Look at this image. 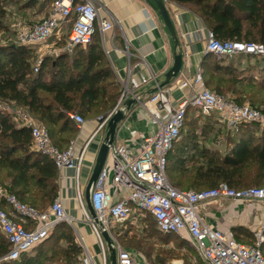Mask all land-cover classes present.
Listing matches in <instances>:
<instances>
[{
	"label": "built area",
	"instance_id": "built-area-1",
	"mask_svg": "<svg viewBox=\"0 0 264 264\" xmlns=\"http://www.w3.org/2000/svg\"><path fill=\"white\" fill-rule=\"evenodd\" d=\"M47 15L40 21L26 25L17 32L21 45L43 43L53 36L58 38L63 29L67 36L62 51L88 45L94 35H103L114 28L115 19L101 17L94 0H45ZM205 50L227 58L245 54L264 56V43L220 40L212 31L206 30ZM41 59L35 65L38 70ZM117 103L108 117L123 108L126 98L135 96L140 83L132 76L122 80ZM179 89L189 92L178 101L170 97V88L156 84L155 89L140 102L155 130L138 140L135 131L129 130L133 146L127 147L114 141L97 179L90 188V203L95 212L92 217L85 209L84 191L78 184V176L85 160L88 145L93 137L106 127L107 119L98 123L94 132L79 150L70 144L64 149L56 147L46 127L34 121L30 114L19 106L0 101V111H16L18 123L30 129L35 151L51 159L58 170L75 171V201L84 213V219L98 246L93 253L85 238L76 233V242L81 248L80 264H110L107 246L101 231L108 232L114 241L116 264H142L130 251L117 242L114 224L149 214L161 234L186 238L203 264H264V224L252 232V242L244 243L225 231L205 221V208L219 199L264 204V186L234 189L221 182L212 188L201 190L179 189L169 182L166 175L167 154L172 144L180 138L188 108L199 109L203 114L214 115L218 124L234 129L242 123H256L264 127V112L247 102L220 95L206 87L199 68ZM139 97V96H138ZM141 100V99H140ZM16 115V116H15ZM68 117L80 128L85 119L77 113ZM100 116H98V119ZM109 160V164L107 162ZM119 195L118 200H114ZM6 208H0V232L9 244L8 252L0 257V263L18 260L46 239L58 223L72 225L74 218L66 213L64 201L57 196L43 210L20 201L13 193L0 190ZM167 264H184L182 259H173ZM189 264H194L191 262Z\"/></svg>",
	"mask_w": 264,
	"mask_h": 264
},
{
	"label": "trees",
	"instance_id": "trees-1",
	"mask_svg": "<svg viewBox=\"0 0 264 264\" xmlns=\"http://www.w3.org/2000/svg\"><path fill=\"white\" fill-rule=\"evenodd\" d=\"M175 1L191 5L207 29L220 40L264 43V0ZM35 3L36 0H30L29 5ZM86 46L85 50L74 48L76 54L70 61L67 53L53 60L41 59L37 71H34L35 65L26 46L0 47V101L22 107L37 121L48 125L50 139L59 149L70 145L62 132L77 129L68 113L107 115L120 94L99 34L96 33ZM225 58L208 52L201 62L206 87L223 96L226 91L236 92V86L245 79L237 75L242 68L231 62L225 63ZM247 66L253 68L251 64ZM257 70L262 73L257 80H261L259 83L264 87V66ZM43 75L48 78H42ZM190 109H187L179 140L172 144L167 154L166 175L171 185L192 190L212 188L221 182L234 189L264 186V127L242 123L224 132L220 140L213 137L222 149L200 145L196 141L195 120L188 119ZM258 109L264 112V109ZM13 118L10 112L0 111V187L24 203L46 209L58 195V169L46 155L32 149L30 129ZM214 121L217 123L215 116ZM0 208L8 209L1 196ZM64 224L58 223L54 229ZM144 237L143 240L131 237L127 247L143 255L150 264H165L161 254L167 252H156L151 260L153 246ZM237 240L252 242V239ZM57 241L66 243L65 256L80 255L81 248L71 232H60ZM8 250L9 244L0 232V257ZM38 256L26 253L18 260L8 262L39 264ZM198 264L203 263L199 261Z\"/></svg>",
	"mask_w": 264,
	"mask_h": 264
},
{
	"label": "crops",
	"instance_id": "crops-1",
	"mask_svg": "<svg viewBox=\"0 0 264 264\" xmlns=\"http://www.w3.org/2000/svg\"><path fill=\"white\" fill-rule=\"evenodd\" d=\"M94 1L101 17L111 15L115 19L114 28L99 37L105 57L120 88V82L128 75L134 77L140 83L135 94L142 102L153 92L156 84L160 85L165 80V73L173 64L175 52L183 53V63L178 75L166 85L170 88V97L173 100L178 101L189 92L187 88L179 89L178 84L181 81L191 78L198 68L203 76L201 62L206 54L207 27L191 5L180 4L175 0H163L178 38V48L175 49L172 37L161 16L149 2L145 0ZM98 123V118H86L80 128L73 132L69 129L65 130L61 135L67 138L77 151L94 132ZM129 130L135 131V135L140 137L138 140L141 136L148 135L155 130L140 102L132 105L125 113L124 120L117 125L114 142L132 147ZM105 131L106 127L97 133L88 145L78 176V184L84 193ZM226 131L214 132L210 143L205 146L222 148L221 144L216 145L213 137L220 140ZM202 132V128L199 133L195 129V133L203 138ZM196 141L200 144V140L196 139ZM57 183V196L63 198L66 213L74 220L78 219L80 212L74 198L76 193L75 171L73 169L58 170ZM119 198L120 196L117 195L114 200ZM84 205L86 206L85 196ZM260 205L259 203L219 199L205 208V221L237 239L251 241L253 230L264 224V208ZM230 207L234 208L233 212H229ZM89 229L88 225L81 226L77 232L85 238L87 247L95 254L98 246Z\"/></svg>",
	"mask_w": 264,
	"mask_h": 264
},
{
	"label": "rangeland",
	"instance_id": "rangeland-1",
	"mask_svg": "<svg viewBox=\"0 0 264 264\" xmlns=\"http://www.w3.org/2000/svg\"><path fill=\"white\" fill-rule=\"evenodd\" d=\"M29 2L30 0L0 1V47L5 48L10 45H21L17 42L18 30L23 26L31 25L40 21L47 15L49 9L47 1L36 0V3L34 5H29ZM61 32L62 33L59 38L57 36H53L43 43L24 45L29 50V57L33 65H37L39 59L46 58L53 60L60 54L67 53L69 61L73 56H75L76 53L74 50L65 52L62 51L61 47L63 45V41L67 36V29L65 28ZM94 41H96V39ZM86 47L87 46L81 47V49L85 50ZM230 62L231 64L242 68V71L237 75H240L242 79H245H243L242 82L236 86V92L231 93L230 91H226L224 95L239 102H247L253 107L264 109V87H262V84L259 83L261 80H257L262 76V73L257 72V68L259 66H264V57L253 55L247 56L245 54H240L230 58H225V63ZM248 64H251L253 68L247 66ZM250 76H252L253 79H251ZM42 78L47 79L48 76L43 75ZM208 88L211 89V87L209 86ZM8 112H10L11 114H16V111L12 110H8ZM30 116L36 123L50 130L48 125L37 121L33 115L30 114ZM98 116L99 115L97 114H89L83 117L86 119L98 118ZM13 119L15 120L16 118ZM17 119L18 120L15 121L19 122L20 119L18 117ZM188 119L195 120V129L198 133L201 128L203 129V138L201 137V135L200 137L197 135V139L200 140V145H208L214 132H218L219 130L226 131L228 129L226 126H222L216 123L214 121L213 115L203 114L199 109H190L188 113ZM34 148L35 147L33 145L32 149ZM107 162L109 164L110 161L107 160ZM2 189L3 188L0 187V190ZM260 206L264 208V204H261ZM77 208L80 212V217L78 219H75L72 222V225L65 223L64 225L58 226L50 233L48 238L43 243L28 252V254L39 255V264H80V255H78L77 257L65 256L64 250L66 249V243L64 241H57V236L60 232H71L75 239V232L79 231V228L81 226H87L83 211L80 210L78 206ZM85 209L87 211L86 206ZM228 210L229 212H233L234 208L230 207ZM114 228L115 229L113 231L120 246L130 251V253L135 258L140 260V262L143 264H150V262L145 260L143 255L134 252L126 245L131 237L143 240V236H145L144 240L153 246V254L151 260L154 259L156 252L164 251L167 252V254H161V258L165 260V264L169 263L172 259H183L185 264H189L191 262H194V264L199 263V260L192 250L190 242L186 238L159 233L155 227L154 222L152 221L151 216L147 214L140 216L137 221L135 219H130L126 222L116 223L114 224ZM92 238L95 242V238L93 235ZM5 264L12 263L7 262Z\"/></svg>",
	"mask_w": 264,
	"mask_h": 264
},
{
	"label": "water",
	"instance_id": "water-1",
	"mask_svg": "<svg viewBox=\"0 0 264 264\" xmlns=\"http://www.w3.org/2000/svg\"><path fill=\"white\" fill-rule=\"evenodd\" d=\"M145 1L149 2L157 10L158 15L161 16L164 22V25L166 26L168 32L170 33L172 37L174 48L177 49L178 48V38L176 36V32H175L172 20L165 8L163 0H145ZM206 53L208 52L206 51ZM173 58H174L173 64L171 68L165 73V80L160 84V86L168 85L170 81L173 78H175L180 72V69L183 63V53L175 52ZM139 102H141V100L135 94V96L125 99L123 103V106H124L123 108L116 109L109 117L107 114V115L100 116V118L98 119V122L101 123L104 120H106V118H108L106 122L105 135L98 149L95 162H94V166L89 176L88 182L86 184L85 193H84L86 208H87L88 213L92 217H95V212L90 203V188L95 182V180L97 179L98 174L103 167V164L105 162L107 152H108V145L114 141L117 125L121 121L124 120L125 113H127L130 110L131 106L134 104H138ZM101 236L107 246L108 258H109L110 264H116V251H115L113 239L110 237L108 232L105 230L101 231Z\"/></svg>",
	"mask_w": 264,
	"mask_h": 264
}]
</instances>
